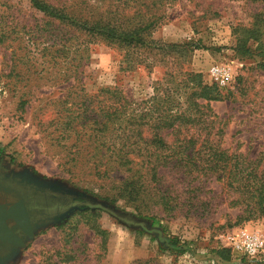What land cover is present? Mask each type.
Wrapping results in <instances>:
<instances>
[{
    "label": "rangeland",
    "instance_id": "obj_1",
    "mask_svg": "<svg viewBox=\"0 0 264 264\" xmlns=\"http://www.w3.org/2000/svg\"><path fill=\"white\" fill-rule=\"evenodd\" d=\"M86 1L97 15L106 11L127 19L141 18L145 12L143 6L127 7L124 0L119 4ZM161 3L164 17L149 31L157 45L126 48L79 38L88 56L75 73L61 46L53 41L34 43L30 38L28 25L38 26L34 34L41 35L43 21L29 0H0V160L29 168L37 178L65 189L67 199L47 207L49 211L62 210L69 203L83 208L64 223L28 237L9 264H264V252L256 263L233 256L222 260L216 253L226 249L219 235L236 228L248 229L264 243V215L256 213L259 206L253 189H243L251 183V171L264 179V0ZM257 18L260 40H251V54L241 56L235 51L237 36L241 29L252 28ZM166 44L180 45L181 51L158 49ZM214 68L228 71L225 84L216 81ZM186 72L200 73L203 82L216 85L223 98L200 100L211 119L208 125L163 133L174 151L180 152L173 164L187 163L179 160L185 154H191L194 163L188 162V173L171 166L164 174L174 198L170 211L149 203L140 215L124 199L114 201L116 184L94 172L91 153L96 145L83 133L80 141L61 135V121L75 104L89 102L101 88L117 87L137 108L159 88L186 79ZM102 99L94 100L97 107L103 106ZM83 117L68 119L70 126L85 125ZM111 137L104 132L100 142L123 143L124 139ZM74 142L85 150L76 166L74 149L70 150ZM220 151L230 157L226 169L207 171ZM236 164L245 170L243 181L230 177ZM98 225L107 232L105 246L103 234L95 231ZM169 236L187 242L189 250L162 252L159 246Z\"/></svg>",
    "mask_w": 264,
    "mask_h": 264
},
{
    "label": "trees",
    "instance_id": "obj_2",
    "mask_svg": "<svg viewBox=\"0 0 264 264\" xmlns=\"http://www.w3.org/2000/svg\"><path fill=\"white\" fill-rule=\"evenodd\" d=\"M54 1L29 0L32 8L42 14L41 20L43 21L41 28L43 34L41 35L34 34L38 26H32L31 23L28 25L30 38L34 39V43L53 41L54 44L61 46L63 49L61 52H67H65L67 55H64L65 61L75 66V73L83 62L87 61L88 56L87 48H82V42L78 41L79 38L104 41L126 48H152L159 42L150 39L149 31L159 19L164 17V14L160 13L163 0H115L117 4L123 1L122 3L127 7H134L132 4H135L138 8L141 6L145 8L141 18L127 19L105 14L106 11L97 15L88 9L89 5L86 0ZM110 12L117 13V10ZM259 21L260 19L257 18L252 28L241 29L240 36H237L235 51L241 56L251 54L249 46L251 40L254 42L260 40ZM180 48L181 46L177 44H166L160 47L158 45V49L166 53H179ZM71 52L75 55L70 58ZM172 87L159 88L156 94L143 101L137 108L131 106L132 102L129 103L128 97L123 96L124 92L117 87L101 88L97 95L93 94L89 97L87 104L86 102H83L81 106L79 102L75 104V108L68 110L65 119L61 121L63 125L61 135L76 136V141H80L81 133H83L89 141L96 145L91 153L94 172L103 179L106 178L116 184L117 194L114 201L119 198L124 199L127 204L133 205L140 215H143V210L148 207L149 203L153 206H161L165 212L172 209L171 202L174 198L169 188L165 186L164 174L171 169V166H180L185 169V173H188V162L193 159L191 154H185V157L182 156L179 160H187V163L182 165L176 160L177 162L173 164L175 156L180 152L174 151V147L166 142L163 133L199 124L208 125L211 119L209 114L202 109L200 100L209 103L223 98L220 89L216 85L205 84L200 73L186 72V79L175 83ZM98 96L103 97L102 107H97L94 103ZM121 100L123 102H120ZM82 116H85L83 119L87 120L85 125H81L80 128L70 126L68 119H78ZM115 131H118L116 135H114ZM104 132L105 135L107 132L111 133L113 137L111 140L120 138L126 141L123 140V143L109 141V144H106L105 139L104 142H100V137ZM71 149H74L73 160L76 166L82 162L85 150L75 142L71 145ZM215 155L217 159L207 166V171L226 169L230 159L229 155L224 151ZM193 163L191 162L190 165L193 166ZM235 168V172L230 174V177H237L238 180L243 181L241 179L245 170L238 168V164ZM250 173L253 176L249 178L252 179L251 183L245 184L243 189H253L252 197L257 198L259 206L256 213L264 215V179L258 177L255 172ZM144 217L149 218L148 215ZM150 219L154 221L155 217L152 216ZM95 231L103 234V245L105 246L107 232L99 225L95 227ZM159 248L162 252L177 254H183L189 250L187 242H182L177 236H169L166 243ZM216 253L222 260H229L232 257L231 250L227 248L217 250Z\"/></svg>",
    "mask_w": 264,
    "mask_h": 264
},
{
    "label": "flooded vegetation",
    "instance_id": "obj_3",
    "mask_svg": "<svg viewBox=\"0 0 264 264\" xmlns=\"http://www.w3.org/2000/svg\"><path fill=\"white\" fill-rule=\"evenodd\" d=\"M0 196L9 203H19L25 207V225L16 231L21 242L25 243L29 234H36L58 222L64 223L74 212L83 210L69 203L62 210L51 212L47 207L63 204L66 191L55 184L45 182L34 175L29 168H16L0 160ZM21 245L12 241L0 245V264H9Z\"/></svg>",
    "mask_w": 264,
    "mask_h": 264
},
{
    "label": "built area",
    "instance_id": "obj_4",
    "mask_svg": "<svg viewBox=\"0 0 264 264\" xmlns=\"http://www.w3.org/2000/svg\"><path fill=\"white\" fill-rule=\"evenodd\" d=\"M214 76L218 83H226L229 73L226 70L214 68ZM222 247L230 249L232 256L240 262L244 259L250 263L259 261L264 252V243L259 236L245 228L227 230L219 235Z\"/></svg>",
    "mask_w": 264,
    "mask_h": 264
},
{
    "label": "water",
    "instance_id": "obj_5",
    "mask_svg": "<svg viewBox=\"0 0 264 264\" xmlns=\"http://www.w3.org/2000/svg\"><path fill=\"white\" fill-rule=\"evenodd\" d=\"M25 225V207L19 203H9L0 196V245L4 242L12 241L23 246L16 231L19 228H23ZM29 238L33 237V234H29ZM18 255V252L13 254L10 260H13Z\"/></svg>",
    "mask_w": 264,
    "mask_h": 264
}]
</instances>
